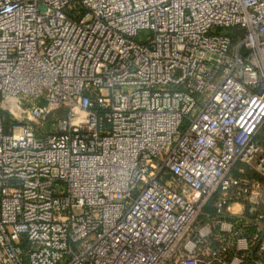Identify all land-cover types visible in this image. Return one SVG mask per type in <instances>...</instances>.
<instances>
[{"label": "built area", "instance_id": "obj_1", "mask_svg": "<svg viewBox=\"0 0 264 264\" xmlns=\"http://www.w3.org/2000/svg\"><path fill=\"white\" fill-rule=\"evenodd\" d=\"M0 264H264V0H0Z\"/></svg>", "mask_w": 264, "mask_h": 264}, {"label": "rangeland", "instance_id": "obj_2", "mask_svg": "<svg viewBox=\"0 0 264 264\" xmlns=\"http://www.w3.org/2000/svg\"><path fill=\"white\" fill-rule=\"evenodd\" d=\"M3 114L4 116H6V120L7 122H12V121H16V119L14 118V116H12L8 111H4L3 110ZM18 121V119H17ZM46 128H50L49 125L46 126ZM240 167V166H239ZM260 182H262L261 180H259Z\"/></svg>", "mask_w": 264, "mask_h": 264}, {"label": "trees", "instance_id": "obj_3", "mask_svg": "<svg viewBox=\"0 0 264 264\" xmlns=\"http://www.w3.org/2000/svg\"><path fill=\"white\" fill-rule=\"evenodd\" d=\"M6 117V116H5ZM7 119V118H6Z\"/></svg>", "mask_w": 264, "mask_h": 264}]
</instances>
